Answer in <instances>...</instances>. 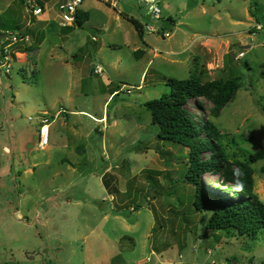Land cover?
I'll return each mask as SVG.
<instances>
[{"label": "rangeland", "instance_id": "374dc122", "mask_svg": "<svg viewBox=\"0 0 264 264\" xmlns=\"http://www.w3.org/2000/svg\"><path fill=\"white\" fill-rule=\"evenodd\" d=\"M108 1L82 0L89 19L70 29L58 3L45 22L21 0L0 14V32L36 26L44 34L34 52L24 49L30 37L7 46L10 72L0 70V264H263L262 230L206 229L212 208L196 210L195 188L182 180L188 149L156 137L143 102L169 91L167 77H189L197 57L204 81L238 76L240 87L217 116L210 99L189 100L195 121L216 124L232 163L264 147V0L254 15L252 0ZM10 2L0 0V10ZM120 11L143 24L142 38ZM168 16L174 24L157 29ZM262 165L251 167L264 202ZM204 180L233 188L218 174Z\"/></svg>", "mask_w": 264, "mask_h": 264}, {"label": "trees", "instance_id": "16d2710c", "mask_svg": "<svg viewBox=\"0 0 264 264\" xmlns=\"http://www.w3.org/2000/svg\"><path fill=\"white\" fill-rule=\"evenodd\" d=\"M251 3L253 11H250V14L254 15L258 2L252 0ZM89 16L88 11L77 8L73 23L63 28L80 27L89 19ZM123 16L133 24L138 36L142 38L143 24L133 16L125 14ZM173 24L174 19L171 16L163 18L159 30ZM4 25L0 22V26L4 27ZM255 30L252 28V32ZM42 40L41 33L24 49L33 51ZM141 52L142 49L134 50L137 57ZM197 59V57L194 58V68L189 77L183 79L167 77L166 84L169 91L144 101L143 106L150 112L152 123L158 125L156 137L159 140L187 147V170L182 180L195 188L192 205L196 210H202L207 206L212 208L205 225L206 229L254 237L260 230L264 232V202L253 191L254 171L251 164L264 158V147L254 151L246 160H236L232 163L227 160L218 141L221 132L216 124L209 120H204L202 124L195 121L186 107L189 100L200 97L210 99L214 105L213 115L217 116L221 108L234 98L240 87L238 76L204 81ZM261 76L264 77V71H261ZM116 91L113 89L111 94ZM262 103L261 108L264 112V96ZM205 152H210L208 157H204ZM260 172L264 173V165L260 167ZM205 173L218 174L222 182L230 183L233 186L230 193L208 186L204 180ZM102 181L110 192L112 186L110 187L106 174H103ZM113 190L116 191L115 188ZM135 208L137 205L134 206Z\"/></svg>", "mask_w": 264, "mask_h": 264}, {"label": "built area", "instance_id": "2783aa9c", "mask_svg": "<svg viewBox=\"0 0 264 264\" xmlns=\"http://www.w3.org/2000/svg\"><path fill=\"white\" fill-rule=\"evenodd\" d=\"M81 3L82 0H65L58 3L57 8L59 10L61 25L65 26L73 23L75 18V13ZM26 8L29 11V13H31L34 16H38L43 12L42 7L32 3L31 0H26ZM148 10L150 15H152L155 19H159L161 10L157 2H150L148 6ZM256 28L260 29L261 26L257 24ZM163 35L168 36L169 33L167 31H164ZM0 39H1L0 41L1 43H5V46L2 47L3 52H2V60L0 61V70H3L5 73H9L11 68L10 63L12 57H11V51L7 49V46L13 45L19 41L28 42V36L21 33L20 31L5 30L4 32H0ZM38 130H39L38 145L40 147H45L49 142L50 121L48 117H42L40 119V125Z\"/></svg>", "mask_w": 264, "mask_h": 264}, {"label": "crops", "instance_id": "0c3cea01", "mask_svg": "<svg viewBox=\"0 0 264 264\" xmlns=\"http://www.w3.org/2000/svg\"><path fill=\"white\" fill-rule=\"evenodd\" d=\"M23 1V5H24V3H25V1L26 0H22ZM32 1V0H31ZM62 1H65V0H58L57 2H54V4H52V5H49V3H48V0H33V2H34V4H37V5H39V6H41L42 7V9H43V12L40 14V15H38V17L36 16V21L37 22H45V21H47V19H48V10H51L52 8H54V7H56L55 6V3H59V2H62ZM105 1H107V2H109L108 0H105ZM16 2H17V0H16ZM142 2V1H141ZM12 3H15V0H11V2L6 6V8L5 9H3V10H0V14L2 15V14H4L5 12H7L11 7V4ZM58 5V4H57ZM26 7V6H25ZM78 8H80V7H78ZM81 9V8H80ZM83 10V9H82ZM85 11H87V10H85ZM29 13V12H28ZM120 14L121 13H123V11H120L119 12ZM29 15H32L31 13H29ZM34 16V15H33ZM30 23H31V20H30ZM29 23V24H30ZM32 23H35V21H33ZM31 23V24H32ZM30 24V25H31ZM13 31H20L21 33H23V34H25V35H27L28 37H30V39H32V41H33V39L37 36V35H40L41 33H42V35H43V40H44V34H43V32H41L39 29H38V27H36V26H32V27H30V30H28L27 31V29H24V30H21V29H13ZM28 32V33H27ZM42 40V41H43ZM42 41H41V43H42ZM36 49H34L33 50V52L35 51ZM136 50V49H135ZM96 119H99V120H103V119H101V118H96Z\"/></svg>", "mask_w": 264, "mask_h": 264}, {"label": "water", "instance_id": "95a60500", "mask_svg": "<svg viewBox=\"0 0 264 264\" xmlns=\"http://www.w3.org/2000/svg\"><path fill=\"white\" fill-rule=\"evenodd\" d=\"M144 2H141V4H143ZM250 37H248V41H250ZM106 120L108 121V117H106Z\"/></svg>", "mask_w": 264, "mask_h": 264}]
</instances>
